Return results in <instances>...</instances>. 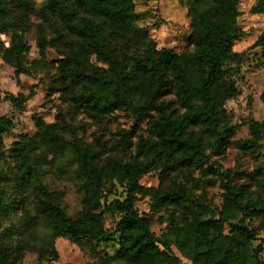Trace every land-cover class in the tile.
<instances>
[{"label": "trees", "instance_id": "obj_1", "mask_svg": "<svg viewBox=\"0 0 264 264\" xmlns=\"http://www.w3.org/2000/svg\"><path fill=\"white\" fill-rule=\"evenodd\" d=\"M136 1L140 0H44L36 7L34 0H0V31L19 29L18 33L12 31L11 46L6 50L8 62L11 56L28 53L27 11L34 9L66 44V49L60 51L61 70L65 73L62 82L65 87L82 91V98L73 100L95 116L131 110L135 117L132 129L120 134L119 145H112L121 152L133 148L134 154L130 153L128 159L109 155L103 165L96 162L89 146L76 140L67 142L55 133V124L39 119L34 136H23L12 143L11 152L21 159L39 146L53 158L68 150L76 165L75 174L81 180V210L75 217H68L49 193L40 191L34 204V219L48 227L51 238H67L83 254H90L94 264H180L171 246L192 264H264L252 246L254 233L234 223L243 214L264 224V204L244 202L248 187L233 185L230 171L226 172L220 180L222 194L217 211L196 195L208 184V175L215 172L208 152L220 151L235 134L228 126L224 105L238 94L226 73L228 66L236 65L240 58L232 51L238 36L239 0H210L203 8L199 5L202 0H190L191 26L203 38L190 39L193 51L179 55L169 49L157 50L147 32L134 24ZM12 12L17 23L9 18ZM251 12L264 15V0H257ZM128 36H132L135 50L128 57L121 56L111 43ZM37 41L40 54L46 47L55 46L54 40L45 41L40 28ZM255 45L264 60V31ZM92 55L106 69L88 74L85 63ZM171 93L182 109L180 115H174L170 103L164 101ZM260 100L264 110V91ZM144 120L148 136H138L134 143L135 130ZM11 127L12 121L0 116V150L4 146L2 137ZM249 132L250 138L238 143L246 152L262 140L264 120L250 123ZM171 158L181 171L180 184L149 188L139 183ZM195 172L197 177L193 176ZM164 174L166 171L161 170V180ZM108 180L124 186L123 199L105 203L104 185ZM167 194L169 198L177 196L170 207L163 203ZM144 196H149L150 212L165 207L172 244L159 241L151 231L150 217L136 209L138 198ZM104 213L118 216L113 230L104 227ZM116 236L119 247L113 254L98 249L100 242ZM47 245L28 248L37 253L38 262L44 257L57 261L52 241Z\"/></svg>", "mask_w": 264, "mask_h": 264}, {"label": "rangeland", "instance_id": "obj_2", "mask_svg": "<svg viewBox=\"0 0 264 264\" xmlns=\"http://www.w3.org/2000/svg\"><path fill=\"white\" fill-rule=\"evenodd\" d=\"M38 7L44 0H34ZM190 0H147L134 3V24L148 34L149 40L157 50L169 49L175 54L191 53L194 45L190 39L203 38L191 26ZM210 0L200 1L205 7ZM257 0H239L237 9V39L232 44V51L239 54L236 65H229L227 77L233 80L238 94L224 105L229 116L228 126L235 134L230 143L218 152H208L209 162L215 172L208 175V184L196 191L201 200L217 211L221 203L222 189L220 180L229 173L233 185H244L250 190L245 194L244 202L264 204V136L259 145L246 152L238 143L250 138L249 124L264 120L263 104L260 96L264 91V60L260 48L255 45L257 37L264 31V15L253 14L252 7ZM9 18L17 23L15 12ZM27 18L30 28L25 32V43L28 53L11 56L12 29L0 31V116L9 118L12 127L3 135V148L0 150V264H94L90 254H83L67 238H51L48 227L36 217L34 204L39 192L49 193L55 204L63 209L68 217H75L81 210L82 194L79 191L80 179L75 174L76 165L72 154L67 150L54 158L39 146L30 152L25 159L17 158L11 152L12 143L20 137L34 136L37 132L36 121L55 124V133L67 142L74 140L89 146L99 165H103L109 155L128 159L134 149L121 152L113 149L119 145L120 134L130 131L134 122L131 110H116L109 115L95 116L75 102L82 98L80 88L65 87L62 80L65 73L61 70L65 42L57 37L54 29L44 22L36 10H28ZM42 30L45 41L54 40L52 47H46L40 54L37 41L38 29ZM18 33V32H17ZM132 36L111 46L121 56L128 57L135 48L131 43ZM87 73L95 69H106L95 55L87 58ZM12 97L14 99H10ZM73 97H75L73 100ZM164 101L170 103V111L180 115L182 109L176 103L174 95L168 94ZM146 120L135 130L132 141L148 136ZM131 153V154H130ZM176 160L171 158L163 163L156 172L143 176L139 183L144 187L157 188L161 184L174 186L182 181L181 171L175 167ZM212 169V170H213ZM161 170H165L160 179ZM224 175V176H223ZM197 177V173H193ZM105 203L125 197L122 184L108 180L104 185ZM169 194L163 196L166 207L173 205ZM149 196L138 198L135 207L139 213L147 214L151 219V231L159 241L173 243L169 236L166 222L167 213L161 206L154 212L149 209ZM34 219V220H33ZM118 220L117 215L104 213V227L113 230ZM244 226L254 233L253 248H257L260 259L264 262V224L254 217L239 214L234 223ZM52 241L57 252V261L44 257L38 262L37 253L28 246L43 245L47 247ZM119 247L118 237L100 242L99 250L113 254ZM180 264H192L180 256ZM124 264V263H113Z\"/></svg>", "mask_w": 264, "mask_h": 264}]
</instances>
